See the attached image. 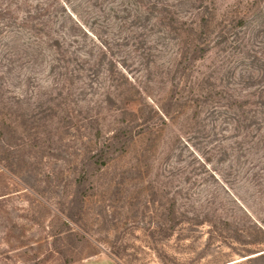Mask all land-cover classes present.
I'll return each instance as SVG.
<instances>
[{
  "label": "trees",
  "instance_id": "16d2710c",
  "mask_svg": "<svg viewBox=\"0 0 264 264\" xmlns=\"http://www.w3.org/2000/svg\"><path fill=\"white\" fill-rule=\"evenodd\" d=\"M254 5L230 15L213 0H0V170L36 195L30 210H0V264H73L102 244L124 264L138 221L119 223L116 199L140 216L157 263L177 264L164 242L216 202L194 191L211 178L229 193L211 168L241 185L264 154V41L233 31ZM172 158L188 162L163 167ZM248 252L264 264V243Z\"/></svg>",
  "mask_w": 264,
  "mask_h": 264
},
{
  "label": "rangeland",
  "instance_id": "374dc122",
  "mask_svg": "<svg viewBox=\"0 0 264 264\" xmlns=\"http://www.w3.org/2000/svg\"><path fill=\"white\" fill-rule=\"evenodd\" d=\"M213 1L218 8V13L227 12L230 14L235 10L234 8L232 9V6L237 5L240 0ZM253 11L255 16L253 18H247L244 27L237 28L233 31L235 33H240V38L242 40H247L248 35L260 31L261 35L260 38L258 37L257 41H264V38H262L264 37V0H255ZM247 46L249 45H246V47ZM204 63L208 66V57ZM132 153L133 152H131V154ZM259 155L261 156L258 158L255 166L249 167L247 171L248 175L245 179L242 178L244 183L241 185H237L234 182L232 172L228 171V174H231L228 175L225 171L219 170L221 166L216 165L211 168V170H214L216 175L223 181L229 193L240 201L247 212L239 207V205L235 204V201L233 202L230 194L225 191V188L219 184L218 181L208 178V181L203 182L202 187L196 189L194 194L201 195V197H199L200 203L207 200L208 195H210L209 199L216 198L215 204L204 207L208 210L201 212L203 216H201L200 222L193 223L196 224L195 226H188L186 223L183 224L177 232L173 234L171 239L163 244L166 252L177 259V264H262L261 262L249 263L245 261V259L249 258L247 255L252 253L248 252L250 249L256 247L257 244L264 243V154L261 151L258 153V157ZM62 157H64V154H62ZM130 157L131 155L124 157L120 167L130 166ZM46 161L48 162V160ZM174 161L175 158H172L170 162L163 164V167H183L188 162L184 160V162L175 165L173 164ZM30 163L31 162L26 161V164H20L21 168L30 170ZM58 166L60 165L58 164ZM112 171L113 170L107 171L105 175H103V178L113 181ZM153 178L154 177L151 179ZM36 179H38V182L34 187L37 193L40 195L43 194L45 198L47 197L46 199H50L49 192L44 191L45 189L50 190L51 185H49V183L44 184L39 182V180L41 181L39 176L38 178L36 177ZM145 180H147V178H145ZM113 183L117 182L113 181ZM141 184L142 187H146L144 181H141ZM4 197L5 199H2ZM35 197L36 195L34 192L15 183L0 170V201H5L3 206L0 204V210H4L10 215H14L11 210L12 207L30 210L29 208L36 200ZM103 197L108 199L105 193ZM141 197L144 198V195ZM97 200L100 199L97 198ZM143 202L144 201L138 202L136 205L139 211H141ZM113 205L115 217L119 223H125V221L126 223L138 221V228L131 230L130 226L127 230L130 235H128L126 241L129 243L130 248L128 249V254L126 258H124L123 263L158 264L152 252L147 250L148 245L145 244L146 240L141 230L142 220H139L141 219L140 216L134 218V210L130 209L129 205L124 204L119 199H116ZM4 219L5 215L1 220L2 225L7 223L6 219ZM221 219L228 220L231 227L225 228L221 225ZM235 229L239 232L238 236L233 233ZM2 231H4V229L0 226V232ZM108 240L110 241V238ZM107 249L108 246L103 244L102 249L98 251L91 246L82 247L79 256L80 259L73 264H117L109 259Z\"/></svg>",
  "mask_w": 264,
  "mask_h": 264
}]
</instances>
